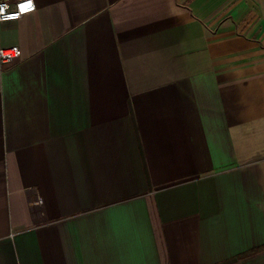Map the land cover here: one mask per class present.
Returning <instances> with one entry per match:
<instances>
[{
    "label": "crops",
    "instance_id": "0c3cea01",
    "mask_svg": "<svg viewBox=\"0 0 264 264\" xmlns=\"http://www.w3.org/2000/svg\"><path fill=\"white\" fill-rule=\"evenodd\" d=\"M34 1L0 21V264H264V0Z\"/></svg>",
    "mask_w": 264,
    "mask_h": 264
},
{
    "label": "built area",
    "instance_id": "2783aa9c",
    "mask_svg": "<svg viewBox=\"0 0 264 264\" xmlns=\"http://www.w3.org/2000/svg\"><path fill=\"white\" fill-rule=\"evenodd\" d=\"M28 4V0H16L11 3L10 0H0V21L17 20L26 14H29L36 10V3L31 0V7L27 10H23L21 5ZM23 51L20 46L12 45L9 47H0V62L11 63L21 58Z\"/></svg>",
    "mask_w": 264,
    "mask_h": 264
},
{
    "label": "trees",
    "instance_id": "16d2710c",
    "mask_svg": "<svg viewBox=\"0 0 264 264\" xmlns=\"http://www.w3.org/2000/svg\"><path fill=\"white\" fill-rule=\"evenodd\" d=\"M264 250V246H260V247H257L253 250H250L248 251L247 253H245L244 255H242V257H247V256H251V255H254L260 251H263Z\"/></svg>",
    "mask_w": 264,
    "mask_h": 264
},
{
    "label": "snow or ice",
    "instance_id": "6c2138e0",
    "mask_svg": "<svg viewBox=\"0 0 264 264\" xmlns=\"http://www.w3.org/2000/svg\"><path fill=\"white\" fill-rule=\"evenodd\" d=\"M32 5H31V0H28V4H24V5H21V7L23 8V10H27L28 8H30ZM2 9H0V13H2Z\"/></svg>",
    "mask_w": 264,
    "mask_h": 264
}]
</instances>
